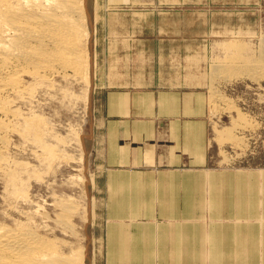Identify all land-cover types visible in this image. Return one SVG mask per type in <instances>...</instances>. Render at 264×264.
I'll use <instances>...</instances> for the list:
<instances>
[{
	"label": "rangeland",
	"instance_id": "1",
	"mask_svg": "<svg viewBox=\"0 0 264 264\" xmlns=\"http://www.w3.org/2000/svg\"><path fill=\"white\" fill-rule=\"evenodd\" d=\"M90 9L88 82L50 74L52 85L35 82L31 106L15 102L23 115L50 130L42 135L45 145H38L21 121H10L21 131L10 130L0 151V212L13 210L23 221L37 214L33 222L50 219L54 226L63 198L73 197L80 207L70 217V230L58 227L48 234L65 251L83 245L84 264H103L104 191L92 150V120L104 89L113 85L119 68L149 63L164 69L175 83L196 87L207 98L211 165L264 168V63L257 66L264 57V0H90ZM140 47L155 56L132 55ZM14 170L24 194L19 200H13L8 181Z\"/></svg>",
	"mask_w": 264,
	"mask_h": 264
},
{
	"label": "crops",
	"instance_id": "2",
	"mask_svg": "<svg viewBox=\"0 0 264 264\" xmlns=\"http://www.w3.org/2000/svg\"><path fill=\"white\" fill-rule=\"evenodd\" d=\"M143 65L118 69L92 120L103 264H264V168L211 165L203 92Z\"/></svg>",
	"mask_w": 264,
	"mask_h": 264
},
{
	"label": "bare ground",
	"instance_id": "3",
	"mask_svg": "<svg viewBox=\"0 0 264 264\" xmlns=\"http://www.w3.org/2000/svg\"><path fill=\"white\" fill-rule=\"evenodd\" d=\"M90 11V0H0V151L3 149L6 142H8V132H10V130L16 131L20 129L17 128L18 126L16 127L13 125L10 122L11 120H16L17 122L21 121L25 130L30 132L32 137H36V143H41L42 138H44L42 135L45 134L47 130H50L47 126V128L45 127L46 124L44 125L43 123L42 125V122L34 121L33 118L28 117L30 115H23L21 112L22 110L14 106L15 102L18 100H24L27 104L32 103L31 100L35 98V91L38 90L36 89V83H39V86L40 84L43 85L49 82L51 84L49 76L55 73H58V75L59 73H63L64 75L62 76H65V78L74 77L75 80L82 79L88 82V80H86L87 74L89 73L87 42L89 38ZM259 62L260 63L257 64L258 67L263 65L264 57H262ZM26 76H30L32 78L31 81L34 83L28 84L25 81ZM55 76L58 77L57 75ZM60 76L61 75H59V77ZM53 81L54 80H52V82ZM51 85H49V87ZM47 87L48 86H46V88ZM63 91L64 90H62V92ZM46 92L49 91L47 90ZM83 98L84 97H82V99ZM33 115L32 117L35 118ZM39 121L41 120L39 119ZM18 123L15 124L17 125ZM25 130L23 132L24 134H26ZM19 131H21V129L18 130V132ZM10 133L12 134V132ZM76 137L78 138V136ZM41 145L45 144L41 143ZM48 157L49 156H47V158ZM17 173L18 172L14 170L12 174H10V179H8L14 188V190L12 189L13 194L11 193V196L14 197H12L13 200H19L21 197L20 194L24 195L21 192L23 190L18 187L19 183H17V181L19 180V176ZM25 196L23 197L24 199H26ZM31 200L29 199L28 201L31 202ZM60 202L58 203L60 204ZM14 203H12V206ZM61 203L64 205L63 212L61 211L62 213L57 216L58 218H56V222L54 221V226L50 225V219L43 220L39 224L35 221L36 219L33 222L35 215H37L35 212L40 213L41 210H35V215L30 216L28 221L21 220L22 218H19V216L18 218L13 217L11 213L13 210L11 208L12 211L10 213L6 210L3 212L1 211L0 264H84L85 252L83 245L73 244L65 251V249L62 248L64 243L60 244L57 241L59 238L51 237V234H48V231H54L58 227L68 230L71 226L69 225L70 217H74L75 213L73 214V212L80 207L77 205L75 199L70 196L63 198V202ZM33 210L31 211L32 213ZM44 217L50 218V216H45V214ZM24 218L28 219L29 216L28 218Z\"/></svg>",
	"mask_w": 264,
	"mask_h": 264
}]
</instances>
